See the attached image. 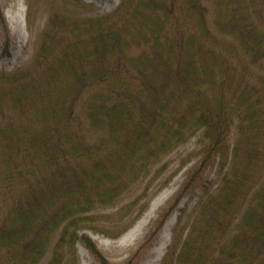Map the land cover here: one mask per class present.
<instances>
[{"label": "trees", "instance_id": "16d2710c", "mask_svg": "<svg viewBox=\"0 0 264 264\" xmlns=\"http://www.w3.org/2000/svg\"><path fill=\"white\" fill-rule=\"evenodd\" d=\"M48 3L30 60L0 69V264H78L76 242L112 264L84 230L125 231L147 201L122 193L148 188L193 136L177 168L201 158L121 264L176 208L158 264H264V0H119L85 15L83 0ZM0 36L7 51L1 5Z\"/></svg>", "mask_w": 264, "mask_h": 264}, {"label": "rangeland", "instance_id": "374dc122", "mask_svg": "<svg viewBox=\"0 0 264 264\" xmlns=\"http://www.w3.org/2000/svg\"><path fill=\"white\" fill-rule=\"evenodd\" d=\"M32 1V0H30ZM87 4L86 9L77 8L79 14H103L111 11L119 0H83ZM27 0H0V5L7 21L11 42L7 51H3L2 38L0 36V69L11 70L27 63L33 53L41 30L45 27L50 12L48 0H38L35 5L36 13L31 21L27 18ZM76 8V7H73ZM234 138V128L230 134V142ZM198 148L195 136L186 143L175 147L166 157L168 161L164 173L155 178L145 189L149 176L135 183V185L122 193L119 204L126 203L136 194L145 191L142 200L147 201L146 208L137 216L134 222L115 238L104 236L100 233L84 230L96 242L101 252L112 264H121L141 243L146 231L153 225L159 210L171 199L181 184L188 166L199 160V154L190 157V160L180 168H177L181 158L190 151ZM215 166L208 168L206 174L215 178ZM175 173L164 185L160 183L171 172ZM200 191L195 190L185 196L178 203L179 208H184L182 222H189L196 208ZM110 209L106 210L109 211ZM181 211L176 208L163 222L155 239L145 248L143 254L134 264H158L170 242L171 230ZM78 264H99L93 259L91 253L80 242H76ZM49 253L47 254V256ZM45 257L40 264H43Z\"/></svg>", "mask_w": 264, "mask_h": 264}]
</instances>
